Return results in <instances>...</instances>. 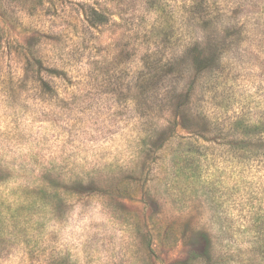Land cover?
<instances>
[{
  "label": "rangeland",
  "instance_id": "1",
  "mask_svg": "<svg viewBox=\"0 0 264 264\" xmlns=\"http://www.w3.org/2000/svg\"><path fill=\"white\" fill-rule=\"evenodd\" d=\"M0 264H264V0H0Z\"/></svg>",
  "mask_w": 264,
  "mask_h": 264
}]
</instances>
